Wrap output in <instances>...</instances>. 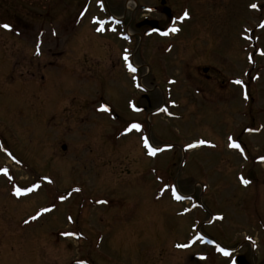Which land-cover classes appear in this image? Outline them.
Instances as JSON below:
<instances>
[{
  "label": "rangeland",
  "instance_id": "374dc122",
  "mask_svg": "<svg viewBox=\"0 0 264 264\" xmlns=\"http://www.w3.org/2000/svg\"><path fill=\"white\" fill-rule=\"evenodd\" d=\"M165 5L0 0V264H264V0Z\"/></svg>",
  "mask_w": 264,
  "mask_h": 264
},
{
  "label": "water",
  "instance_id": "95a60500",
  "mask_svg": "<svg viewBox=\"0 0 264 264\" xmlns=\"http://www.w3.org/2000/svg\"><path fill=\"white\" fill-rule=\"evenodd\" d=\"M161 3L163 5L166 4V0H161ZM165 12L170 15V9L168 7H165ZM145 24H149L153 30H156V31L161 30V27L159 26V22L157 20L145 19L144 21L139 22L138 26H142ZM205 70H207V69H205ZM62 148L66 149V145H63ZM237 262H238V264H248L247 260L245 259V257L243 255H241L237 258Z\"/></svg>",
  "mask_w": 264,
  "mask_h": 264
},
{
  "label": "snow or ice",
  "instance_id": "6c2138e0",
  "mask_svg": "<svg viewBox=\"0 0 264 264\" xmlns=\"http://www.w3.org/2000/svg\"><path fill=\"white\" fill-rule=\"evenodd\" d=\"M253 7H255V5H253ZM186 16H188V13H187V11L184 13V17H186ZM181 19H183V17H181ZM0 26H2V27H4L5 29H10L11 28V25H9V24H3V25H0ZM179 29H177V28H173L172 29V31H178ZM126 59H127V57H125ZM130 67H131V65H129ZM133 71H135V69H133ZM238 83H239V81H238ZM106 107V106H105ZM132 128H139L140 127V125L139 124H133L132 126H131ZM145 142L147 143V138H145ZM234 146H236V147H239V145H234ZM159 149H157V148H152L151 149V151H152V154L154 155L157 151H158ZM245 183H247V181H245ZM31 189H26V191H30ZM21 190L18 188L17 189V193L19 194V192H20ZM179 198V197H178ZM45 211H47V209H45ZM221 251H225L224 249H221Z\"/></svg>",
  "mask_w": 264,
  "mask_h": 264
},
{
  "label": "flooded vegetation",
  "instance_id": "af4514ba",
  "mask_svg": "<svg viewBox=\"0 0 264 264\" xmlns=\"http://www.w3.org/2000/svg\"><path fill=\"white\" fill-rule=\"evenodd\" d=\"M164 7L165 6H160L159 7V9L158 8H156V9H154V10H152V11H155V12H157V11H161V12H164L165 13V10H164ZM150 12V11H149ZM166 14V13H165ZM169 17H171V14H170V16ZM149 26L144 30V32H148V34H149ZM151 34H153V33H151ZM135 108L137 109V108H141L140 110H139V112H141V111H145V110H147L148 109V107H146V106H144V105H139V104H137L136 106H135ZM138 110V109H137Z\"/></svg>",
  "mask_w": 264,
  "mask_h": 264
}]
</instances>
